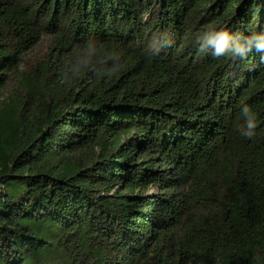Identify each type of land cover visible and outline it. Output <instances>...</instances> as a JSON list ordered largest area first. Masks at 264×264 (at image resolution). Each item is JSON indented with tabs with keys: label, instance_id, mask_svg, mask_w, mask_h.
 <instances>
[{
	"label": "trees",
	"instance_id": "16d2710c",
	"mask_svg": "<svg viewBox=\"0 0 264 264\" xmlns=\"http://www.w3.org/2000/svg\"><path fill=\"white\" fill-rule=\"evenodd\" d=\"M209 29L264 0H0V264H264V52Z\"/></svg>",
	"mask_w": 264,
	"mask_h": 264
},
{
	"label": "clouds",
	"instance_id": "9594fccd",
	"mask_svg": "<svg viewBox=\"0 0 264 264\" xmlns=\"http://www.w3.org/2000/svg\"><path fill=\"white\" fill-rule=\"evenodd\" d=\"M199 51L206 52L209 47L213 48L214 57H230L232 59L244 58L253 49L258 52H264V32L244 35L242 33H230L227 30H205ZM241 114L243 115L244 124L241 125L240 131L243 135L251 139L255 135L257 128V117L247 104L242 105Z\"/></svg>",
	"mask_w": 264,
	"mask_h": 264
}]
</instances>
